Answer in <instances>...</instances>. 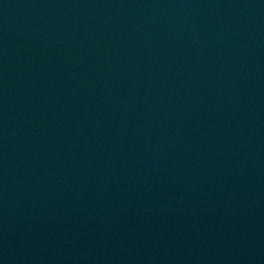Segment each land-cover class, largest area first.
<instances>
[{
  "label": "water",
  "instance_id": "95a60500",
  "mask_svg": "<svg viewBox=\"0 0 264 264\" xmlns=\"http://www.w3.org/2000/svg\"><path fill=\"white\" fill-rule=\"evenodd\" d=\"M0 264H264V0H0Z\"/></svg>",
  "mask_w": 264,
  "mask_h": 264
}]
</instances>
